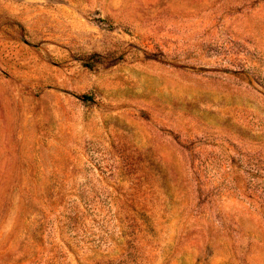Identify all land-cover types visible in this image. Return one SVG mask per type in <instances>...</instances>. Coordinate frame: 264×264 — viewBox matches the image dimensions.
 I'll list each match as a JSON object with an SVG mask.
<instances>
[{"label":"rangeland","instance_id":"374dc122","mask_svg":"<svg viewBox=\"0 0 264 264\" xmlns=\"http://www.w3.org/2000/svg\"><path fill=\"white\" fill-rule=\"evenodd\" d=\"M0 264H264V0H0Z\"/></svg>","mask_w":264,"mask_h":264}]
</instances>
